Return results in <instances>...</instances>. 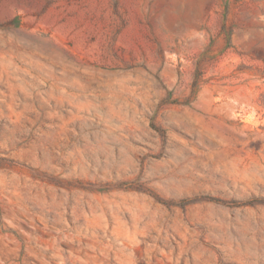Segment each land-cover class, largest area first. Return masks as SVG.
<instances>
[{
  "label": "rangeland",
  "instance_id": "rangeland-1",
  "mask_svg": "<svg viewBox=\"0 0 264 264\" xmlns=\"http://www.w3.org/2000/svg\"><path fill=\"white\" fill-rule=\"evenodd\" d=\"M0 264H264V0H0Z\"/></svg>",
  "mask_w": 264,
  "mask_h": 264
}]
</instances>
